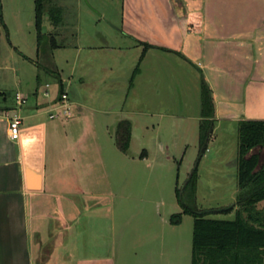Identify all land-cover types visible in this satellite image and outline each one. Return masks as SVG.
Masks as SVG:
<instances>
[{
    "label": "rangeland",
    "instance_id": "obj_1",
    "mask_svg": "<svg viewBox=\"0 0 264 264\" xmlns=\"http://www.w3.org/2000/svg\"><path fill=\"white\" fill-rule=\"evenodd\" d=\"M180 1L188 11L201 8L204 0ZM51 5L60 10L58 25L47 14ZM180 12L177 0H46V30L38 46L34 0H0V101L6 97L10 102L16 91L31 97L37 88L41 94L45 83L48 96L59 99L53 75L58 72L62 92L67 97L69 93L74 103L87 106L84 118L104 120L111 127L110 136L102 137L100 131L98 141L86 143L89 148L78 143L75 149L60 150L63 158L70 152L86 151L95 162L85 168V180L76 176L77 185L101 193V199L102 194H110L114 204L110 200L108 206L116 231L122 219L129 234L139 227L176 242L178 247L166 254L168 264H190L193 217L182 214L178 224L168 219L181 211L175 188H182L197 156L196 117L200 116L203 82L213 107L224 108L227 102L233 109L249 108L250 99L261 94L262 108L252 107L248 112L264 117V33L255 42L253 76L223 78L201 71L200 49H213V41L190 31L189 25L197 27L198 22H188ZM225 17L231 20V14ZM210 21L206 17L205 22ZM168 49H177L186 60ZM100 109L108 111L102 114L97 112ZM119 120L130 123L126 151L116 143L114 123ZM233 124L216 126L214 138L212 134L199 159L201 178L195 194L199 208L232 202L237 142ZM207 179L215 182L211 189ZM97 207L98 213L107 211V205ZM142 241V251L155 245L147 237ZM126 256L129 260L134 254Z\"/></svg>",
    "mask_w": 264,
    "mask_h": 264
},
{
    "label": "crops",
    "instance_id": "obj_2",
    "mask_svg": "<svg viewBox=\"0 0 264 264\" xmlns=\"http://www.w3.org/2000/svg\"><path fill=\"white\" fill-rule=\"evenodd\" d=\"M177 4L182 6L181 16L188 22H198L197 27L189 25L190 31L213 41V49H200L204 57L202 72L234 79L253 76L255 42L264 33V0H204L201 8L188 11L180 0ZM227 13L231 14L230 21L225 17ZM206 17L211 21L205 22ZM168 51L186 60L187 56L180 55L177 49ZM45 87L41 94L37 88L31 97L16 91L10 102L6 97L0 101V264H168L166 254L178 247L176 242L139 227L129 234L122 219L116 231L108 206L110 200L114 204L110 194H102L101 199V193L84 191L83 185H77L76 176L82 175L85 180V168L95 162L86 151L73 155L70 152L64 158L60 152L66 147L75 149L78 143L89 148L86 143L98 141L100 131L102 137L110 136V124L84 118L87 106L74 103L69 93L71 116L51 117L58 99L48 96V83ZM16 94L24 101L18 102ZM260 96L250 99L249 108L233 109L227 102L224 108L215 106L211 137L215 136L216 126L224 122L234 123L235 128L242 119L264 120L248 112L252 107L262 108ZM12 118L19 120L17 140L7 136V124ZM199 119L196 117L197 125ZM64 142L68 145L64 146ZM200 178L198 174L196 193ZM207 182L210 189L215 184L212 179ZM236 194L235 187L231 204ZM98 205H107V211L98 213ZM146 237L155 245L142 251ZM128 253L134 257L128 260Z\"/></svg>",
    "mask_w": 264,
    "mask_h": 264
},
{
    "label": "trees",
    "instance_id": "obj_3",
    "mask_svg": "<svg viewBox=\"0 0 264 264\" xmlns=\"http://www.w3.org/2000/svg\"><path fill=\"white\" fill-rule=\"evenodd\" d=\"M45 7L46 0H34V27L38 46L43 37L41 27L44 24ZM47 14L52 24L60 23V10L56 5H51ZM53 75L59 84L60 96V76L58 72H53ZM200 105L197 156L182 188H175L181 211L172 214L169 222L178 224L182 214L193 217L190 264H264V120L242 119L237 123L234 159L237 194L234 203L199 208L195 195L197 166L207 149L214 124V107L204 82L201 86ZM129 133L130 123L120 120L116 127V143L122 151L128 148ZM231 212L234 216L230 219L209 217L211 214Z\"/></svg>",
    "mask_w": 264,
    "mask_h": 264
},
{
    "label": "built area",
    "instance_id": "obj_4",
    "mask_svg": "<svg viewBox=\"0 0 264 264\" xmlns=\"http://www.w3.org/2000/svg\"><path fill=\"white\" fill-rule=\"evenodd\" d=\"M47 85V84H46ZM16 99L18 102H23L24 99L16 94ZM72 114L69 97L67 94L62 92L57 100L56 107L53 109V113L50 114L51 117H70ZM7 136L10 140H17L19 138V120L17 118H12L7 124Z\"/></svg>",
    "mask_w": 264,
    "mask_h": 264
},
{
    "label": "water",
    "instance_id": "obj_5",
    "mask_svg": "<svg viewBox=\"0 0 264 264\" xmlns=\"http://www.w3.org/2000/svg\"><path fill=\"white\" fill-rule=\"evenodd\" d=\"M46 30V26L42 25V32Z\"/></svg>",
    "mask_w": 264,
    "mask_h": 264
}]
</instances>
